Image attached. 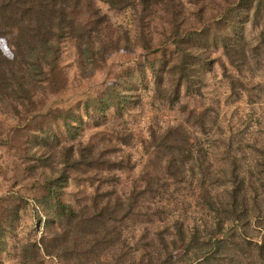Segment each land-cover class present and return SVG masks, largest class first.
Returning a JSON list of instances; mask_svg holds the SVG:
<instances>
[{
  "label": "trees",
  "instance_id": "1",
  "mask_svg": "<svg viewBox=\"0 0 264 264\" xmlns=\"http://www.w3.org/2000/svg\"><path fill=\"white\" fill-rule=\"evenodd\" d=\"M205 1L207 0L191 1L199 6L194 13L198 23L194 24L186 18L183 13L185 9L179 0H104L109 11L132 12L138 26L137 42L140 47L146 48L151 42L144 28L152 17L151 22L157 20L156 24L163 29L161 36L164 39L161 45L174 46L175 59L162 61L157 66L149 62L146 65L153 79L154 100L168 108H173L182 94L201 95V78L212 67V60L207 54L209 49H221L229 65L241 72L248 61V42L244 35L247 25L257 30V43L264 50V0H222L221 7L203 23L204 5L201 2ZM77 5L78 0H0V38L7 41L11 50L10 57L0 50V102L6 103L16 119L27 121L28 125L24 123L21 126L24 131L33 132L27 156L38 165H33L28 170L50 167L49 155L52 158L59 155L61 159L59 174L56 178L43 181L42 196L40 200H35L37 210L34 214L39 219L40 213L43 214L46 220V237H41L38 242L27 241L21 245L18 250L19 264H45V257L67 260L73 256L74 259H84V264H89V258H99L101 255H107L109 261L100 260L98 264H124L128 259L122 249L125 247L123 231L137 223L136 208L139 199L145 195L152 198L158 195V189L164 186L159 185L161 180L180 184L187 177L197 174L199 177L196 186L201 192V198H204L203 194L208 196L209 192L206 188L205 169L201 164V150L197 143H193L186 128L176 125L160 129L159 132L150 130L147 149L152 151L154 160L152 172L148 171L140 177L145 182L140 191L130 193L126 199L119 196L112 199L111 193L105 192L92 197L90 205L79 210L60 200L59 192L69 179L66 171L77 172L82 166L99 170L121 169L120 162L103 160L102 152L96 153L95 158L92 153L94 147L91 145H61L51 133L46 120L47 116L52 115V121L59 122L70 140H73L83 124L82 115L76 114L72 109H47L43 113L34 110V105L37 104L35 101L47 94L59 92L67 84L60 66L63 43L67 39L75 45L76 68L80 80L90 78L106 62L110 50L130 49L126 33H121L119 40L117 35L111 37L103 31L108 25L104 14H97L89 28L78 29L68 18V10ZM249 53L251 56L257 53L256 48H250ZM144 71L145 66H140L135 73H125L119 83L106 87L104 93L94 99H85L80 104L84 117H105L108 112L120 117L133 100L135 80L142 81ZM224 76L227 77V73ZM205 119V115L195 114L189 122L192 127L205 133ZM116 139L127 144V139L119 137L118 133ZM56 150L58 151L55 152ZM47 152L49 155H46ZM50 171L51 174L56 173L52 166ZM242 188V181H233L228 193L230 203L223 205L221 210H218L211 197L203 203L212 207L211 210L220 212L216 213L213 225L210 222V225H203L200 230L197 226L187 233L182 226L176 227L179 222H175L176 231L169 233L172 244L176 246L178 240H185L187 237V247L192 250L193 258L210 262L223 244L221 237L214 239L213 236L225 224H237L244 231L251 219L264 218V205L261 207L259 201H254L249 210L245 190ZM240 194L242 197L238 198ZM20 200L22 199H16V204L7 206L1 212L4 217L3 223H0V253L7 247L6 230L12 229L19 217ZM248 212L252 214L249 215ZM257 230L258 241L252 242L244 236L233 244L238 246L237 251L241 256L255 254L258 263L264 264V225ZM156 234L161 247L165 248L167 260L171 262L172 253L166 249L163 233ZM156 252L155 257L149 253L152 258L146 264H154L153 260L160 257V252ZM165 262L156 264H168Z\"/></svg>",
  "mask_w": 264,
  "mask_h": 264
},
{
  "label": "rangeland",
  "instance_id": "2",
  "mask_svg": "<svg viewBox=\"0 0 264 264\" xmlns=\"http://www.w3.org/2000/svg\"><path fill=\"white\" fill-rule=\"evenodd\" d=\"M179 1L185 9L183 13L188 21L198 23L194 16L198 4H193V0ZM221 2L222 0L201 2L204 5L203 23L216 13ZM99 13L108 19L107 28L103 31L111 37L117 35L119 40L121 33H126L130 49L110 50L106 62L90 78L80 80L76 68L75 45L67 39L63 43L60 60L67 84L59 92L47 94L35 101L37 104L34 105V110L43 113L47 109H72L76 114L82 115L83 124L73 140H70L59 122L52 121V115L47 116L46 120L51 127V133L58 138L61 145H91L94 147L92 153L95 158L96 153L102 152L103 160L120 162L121 169L99 170L82 166L77 172L66 171L69 179L59 192L60 200L79 210L89 206L92 197L105 192H110L112 199L115 196L129 198L130 193L143 189L145 182L140 177L148 171L152 172L154 158L152 151L147 149L150 130L159 132L168 126L182 125L189 132L193 143H197L201 150L208 196L203 194L204 198H201V192L196 186L199 177L197 174L187 177L180 184L161 180L159 185L164 186L158 189V195L154 198L145 195L139 199L136 208L137 223L123 231L125 247L122 249L128 259L124 264H146L152 256L155 257L157 250L161 255L151 261L154 264L164 261L168 264H259L255 254L241 256L237 251L238 246L235 247L233 243L239 242L244 236L252 242L258 241L257 228L264 225V218L251 219L244 231L237 224H225L213 236L214 239L221 237L223 244L210 262L193 258L192 250L187 247L189 238L178 240L174 246L169 237V233H174L178 226H182L188 233L197 226L200 230L203 225H210V222L213 225L216 213L220 212L211 210L212 207L203 203L211 197L218 210L223 205H228V193L233 181L243 182L242 189L245 190L249 210L252 209L254 201H259L261 207L264 205V50L257 43V30L249 25L245 30L248 61L241 72L235 71L229 65L221 49H209L207 54L212 60V67L201 78V95L182 94L179 102L173 108H168L154 100L153 79L146 67L147 62L157 66L162 61L175 59L174 46L165 43L161 45L164 39L161 36L163 29L156 24L157 20L151 22L154 18L152 17L147 22L144 29L151 42L146 48H142L137 42L138 26L130 10L116 13L107 9L104 0H78V5L68 10V18L78 29H84L91 26L92 19ZM250 48H256L257 53L251 56ZM0 50L7 57L11 56L8 43L2 38ZM140 66H145L144 79L135 80L133 100L120 117H115L112 112H108L105 117H84L80 104L85 99H94L104 93L106 87L119 83L125 73H135ZM224 73L228 76L225 77ZM195 114L206 116L205 133L190 125L189 121ZM24 123L27 121L16 119L6 103L0 102V223H3L4 217L1 212L7 206L16 204V199H22L17 221L12 229L6 230L7 247L0 253V264H19L18 250L21 245L27 241L38 242L45 236L46 220L42 213L40 219L35 216V200H40L42 196L43 181L56 178L61 168L59 155L52 158L47 152L56 173L51 174V166L28 170L38 164L27 156V150L33 141V132L24 131L21 127ZM116 133L127 139V144L118 142ZM195 173L198 171L195 170ZM241 197L242 194L238 198ZM177 221L179 224L174 228ZM157 232L163 233L166 249L172 253L171 262L164 254L165 248L161 247ZM74 257L67 260L45 257L44 262L84 264V259L78 261ZM100 260L108 262L109 257L101 255L99 258H89V264L97 261L98 264Z\"/></svg>",
  "mask_w": 264,
  "mask_h": 264
}]
</instances>
